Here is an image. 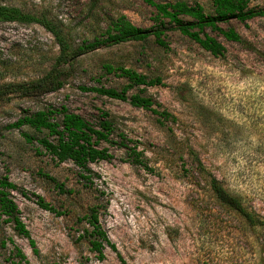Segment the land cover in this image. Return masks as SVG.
<instances>
[{
	"label": "rangeland",
	"instance_id": "374dc122",
	"mask_svg": "<svg viewBox=\"0 0 264 264\" xmlns=\"http://www.w3.org/2000/svg\"><path fill=\"white\" fill-rule=\"evenodd\" d=\"M182 1L212 11L210 0ZM0 4L60 23L74 46L103 34L107 21L120 14L138 27L163 29L166 43L160 46L150 36L101 46L71 62L58 90L0 102V177L7 176L17 186L11 196L34 241L32 247L0 214V264H264V236L253 229L245 232L218 206L188 154V149L195 151L226 190L244 195L264 215V16L221 24L237 31L250 48L205 28V34L225 47L223 55L213 56L167 19H158L144 0ZM250 4L263 7L264 0ZM57 54L54 37L42 25L0 21L1 83L40 77ZM106 64L160 77L161 84L132 86L127 96L150 97L177 121H161L129 100L82 90L81 86L120 89L128 83L116 72L108 73ZM62 106L95 126L106 112L114 141L140 151L152 170L132 163L126 148L102 142L112 158L89 165L94 173L90 184L74 163H57L36 140L28 142L22 135L39 138L46 133L28 126L8 127L25 113ZM37 196L62 213L40 207ZM94 205L116 247L105 246L102 260L79 236L87 227L79 217Z\"/></svg>",
	"mask_w": 264,
	"mask_h": 264
},
{
	"label": "trees",
	"instance_id": "16d2710c",
	"mask_svg": "<svg viewBox=\"0 0 264 264\" xmlns=\"http://www.w3.org/2000/svg\"><path fill=\"white\" fill-rule=\"evenodd\" d=\"M211 12H206L204 8L195 3L188 4L182 0L174 2H157L155 0H144V2L153 7L158 19H167L174 25L182 35L195 41L202 49L213 56H221L225 52L224 45L215 37L205 34V28L220 33L227 41H233L243 44L250 48V43L243 39L241 35L233 28L226 29L221 24H227L230 20L246 22L255 17L264 16V6L255 7L250 4V0H210ZM188 17L189 20H184ZM0 21H16L22 23H38L42 25L53 37L58 45V54L50 68L40 77L18 82H0V102L8 101L12 98L34 97L48 92H53L61 88L65 78L68 75V67L78 56L91 52L101 46H110L127 41H142L150 36L155 38V42L160 46H165L163 38L164 30L161 28L145 29L133 24L125 15H117L107 21L103 34L94 37L93 40L83 42L74 46L69 41L62 25L45 15H32L19 9L18 7L0 4ZM67 66V67H66ZM108 72H116L119 76L125 77L128 81L120 89L113 87H85L82 90L94 91L97 94L112 99L129 100L130 104L136 107L151 110L161 121L176 122L177 117L160 106L147 96L133 94L127 96L128 90L132 86L146 85L153 86L161 84V78L151 77L137 73L133 69L123 66L104 65ZM55 115H59L57 118ZM102 119L97 126L88 122L79 114L68 110L62 106L60 109H43L35 112L23 114L16 121L9 124V128H21L28 126L36 132H44L45 136L35 138L28 133H22L28 142L36 140L39 145L57 163L71 161L81 171V178L92 183L93 171L90 168L91 163L100 160H110L112 154L107 147L100 144H118L126 148V153L131 158V162L139 164L147 170H152L144 161L142 153L133 147H128L121 142H116L112 138L114 127L112 121L108 118L106 112H102ZM49 137H52L50 139ZM188 154L196 163V170L209 189L210 196L218 206L223 209L231 219L237 220L243 226L245 232L253 229L256 233L264 236V215L250 202L244 195H233L224 188L221 181L206 171L198 155L192 149H188ZM55 181V179L51 178ZM57 184V183H56ZM63 190L62 184H57ZM17 186L12 183L7 176L0 177V214L5 216L6 221L13 222L17 234L28 238L30 245L34 247V241L25 224L21 220L17 204L11 196V191L16 190ZM37 204L51 212L61 214L54 206L47 203L41 196H37ZM80 221L87 224L84 227L80 237H85L90 250L95 252L99 260L104 259L105 246L116 250L114 243L110 241L107 233L99 221L98 206L88 207V211L79 217ZM231 219H228L229 221ZM34 251L36 249L34 248ZM18 256L24 257L23 253L17 251Z\"/></svg>",
	"mask_w": 264,
	"mask_h": 264
}]
</instances>
